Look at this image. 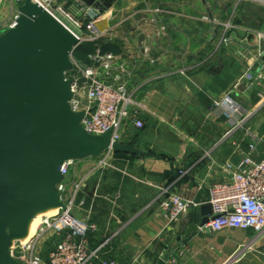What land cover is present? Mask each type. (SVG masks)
Returning a JSON list of instances; mask_svg holds the SVG:
<instances>
[{
    "label": "crops",
    "instance_id": "obj_1",
    "mask_svg": "<svg viewBox=\"0 0 264 264\" xmlns=\"http://www.w3.org/2000/svg\"><path fill=\"white\" fill-rule=\"evenodd\" d=\"M242 4L116 0L103 12L100 26L107 34L101 48L112 52L115 61L109 74L98 67L100 77L125 83L142 103L145 126L131 142L150 154H116V167L88 179L79 197L85 200V212H75H91L98 225L90 235L92 248L104 245L119 264H159L161 259L165 264H196L215 257V264H264V236L252 229H199L186 236L190 224L211 214L209 187L230 178L224 165H236L249 153L248 132L264 137V39L234 25L225 41L223 24L216 23V30L206 21L214 7L216 14L235 15ZM18 6L14 0H0V29L13 23ZM83 50L78 56L88 62ZM228 91L243 107L257 109L229 134L228 118L213 105ZM251 156L264 159V141ZM96 161H76L67 177L68 195ZM161 188L198 205L169 223L159 208Z\"/></svg>",
    "mask_w": 264,
    "mask_h": 264
},
{
    "label": "water",
    "instance_id": "obj_2",
    "mask_svg": "<svg viewBox=\"0 0 264 264\" xmlns=\"http://www.w3.org/2000/svg\"><path fill=\"white\" fill-rule=\"evenodd\" d=\"M100 12L116 0H82ZM68 0L77 18L85 5ZM14 25L0 29V264H22L12 256L14 241L25 239L34 218L66 208L59 184L69 159L98 157L106 149L145 157L135 142L97 135L82 125L84 110L71 107V53L77 37L43 6L25 0ZM190 224L186 236L201 229ZM159 264H165L163 259Z\"/></svg>",
    "mask_w": 264,
    "mask_h": 264
},
{
    "label": "built area",
    "instance_id": "obj_3",
    "mask_svg": "<svg viewBox=\"0 0 264 264\" xmlns=\"http://www.w3.org/2000/svg\"><path fill=\"white\" fill-rule=\"evenodd\" d=\"M14 1L20 5L25 0ZM33 1L43 6L78 39L71 53L73 66L67 72V77L72 79L71 107L76 111H85L83 127L97 135L112 131L113 140L119 141H124L125 128L129 123L132 122L139 129L143 128L145 123L140 115L142 103L137 100L135 93L125 83L104 81L100 77L98 67L109 74L115 61L112 52H104L101 48L107 34V30L100 26L103 12L94 6L85 5L82 0H76L86 8L81 18H77L66 8L68 0ZM254 1L264 3V0ZM17 17L18 15L11 25L15 24ZM250 34L264 39V31H252ZM85 45L93 46L87 52L88 62L78 56ZM213 105L231 124L227 134L243 127L244 122L257 110L240 105L231 91L215 99ZM262 107L264 104L260 106ZM248 133L251 138L249 153L236 165H224L225 171L230 175L229 180L219 181L209 187L208 203L212 211L208 215L209 221L201 227L203 230L220 232L233 228L252 229L258 237L264 236V159L256 161L251 156L264 141V137L255 132ZM76 161L69 159L61 166L65 178L59 184V189L66 208H59L53 215H44L33 235L12 244L11 254L22 264H46L38 253V247L49 231L58 234L59 241L49 253L48 264H119L106 254L104 245L92 248L90 235L98 230V225L92 220L91 212L82 215L83 217L75 212L82 210L85 205V200L79 197L91 175L115 167V152L108 148L98 156L91 168L74 183L72 193L64 198V193H67V177ZM159 203L160 211L169 223L179 221L191 207L198 205L194 199L169 193L167 188H161Z\"/></svg>",
    "mask_w": 264,
    "mask_h": 264
},
{
    "label": "rangeland",
    "instance_id": "obj_4",
    "mask_svg": "<svg viewBox=\"0 0 264 264\" xmlns=\"http://www.w3.org/2000/svg\"><path fill=\"white\" fill-rule=\"evenodd\" d=\"M209 1H210V3H212V0H209ZM240 1H241V3H243L241 6V12L240 13L237 12L235 15H233L231 13H229V15L227 13L223 14V15L222 14H216V12L214 10L215 7H214V8H212V10L214 12L211 11V13H208L206 16V21L209 23H212V25H214L213 28H215V29L216 28L218 29L217 25L221 26V24H223L222 25L223 30H220V31L223 32L222 38L226 39V41L231 38V32L233 31L234 25L235 26L243 25V26H245L246 29L249 28V29L254 30V31H264V3L259 2V1H254V0H240ZM216 23H217V25H216ZM149 120L150 121L147 124L148 127L152 122L151 119H149ZM142 132H143L142 128L138 129L131 122L125 128L123 139L126 142L132 141V140H134V138H137ZM115 157H116V154H115ZM117 157H119V155ZM133 157H135V156H133ZM118 161H120V159ZM118 165H120V162ZM66 197H67V193L65 192L64 198H66ZM116 203L119 204L118 202H116ZM82 210L85 212L84 209H82ZM58 211H59V208L57 207V209H50V210H47L45 212L38 214L36 216L35 220L33 221V224L31 225L28 237L33 235L36 232V230L40 224V221L42 220V217L44 215H53V214L57 213ZM80 217H83V216H80ZM28 237H26V238H28ZM58 241H59V235L52 232V231L47 232L44 235V237L42 238V240L40 241V245L38 247V253L41 255L44 263L48 264L49 253L55 247V245ZM215 258H213V259L209 258L205 262L196 263V264H215V262H217L216 261L217 259H215Z\"/></svg>",
    "mask_w": 264,
    "mask_h": 264
},
{
    "label": "trees",
    "instance_id": "obj_5",
    "mask_svg": "<svg viewBox=\"0 0 264 264\" xmlns=\"http://www.w3.org/2000/svg\"><path fill=\"white\" fill-rule=\"evenodd\" d=\"M93 46H91V45H85L84 46V48L86 49V50H83V51H89V50H91V48H92ZM126 142V141H125ZM127 142H131V141H127ZM121 153H124V152H120V153H115V154H121ZM132 155V154H131ZM133 156H138V155H133Z\"/></svg>",
    "mask_w": 264,
    "mask_h": 264
},
{
    "label": "bare ground",
    "instance_id": "obj_6",
    "mask_svg": "<svg viewBox=\"0 0 264 264\" xmlns=\"http://www.w3.org/2000/svg\"><path fill=\"white\" fill-rule=\"evenodd\" d=\"M52 209H57V208H52ZM49 210H50V209H49ZM35 218H36V217H35ZM35 218H34V220H35ZM34 220H33V221H34ZM33 221H32V223H31V225L33 224ZM31 225H30V228H31Z\"/></svg>",
    "mask_w": 264,
    "mask_h": 264
}]
</instances>
